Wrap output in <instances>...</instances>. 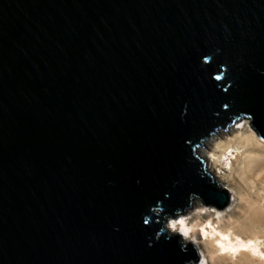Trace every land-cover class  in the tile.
Listing matches in <instances>:
<instances>
[{"label":"water","instance_id":"water-1","mask_svg":"<svg viewBox=\"0 0 264 264\" xmlns=\"http://www.w3.org/2000/svg\"><path fill=\"white\" fill-rule=\"evenodd\" d=\"M264 139V0H0V264H202L166 224L229 192L196 150Z\"/></svg>","mask_w":264,"mask_h":264},{"label":"bare ground","instance_id":"bare-ground-1","mask_svg":"<svg viewBox=\"0 0 264 264\" xmlns=\"http://www.w3.org/2000/svg\"><path fill=\"white\" fill-rule=\"evenodd\" d=\"M243 119L196 150L209 176L231 196L225 210L195 198L191 210L166 224L170 234L198 249L202 264H264V141Z\"/></svg>","mask_w":264,"mask_h":264},{"label":"rangeland","instance_id":"rangeland-1","mask_svg":"<svg viewBox=\"0 0 264 264\" xmlns=\"http://www.w3.org/2000/svg\"><path fill=\"white\" fill-rule=\"evenodd\" d=\"M244 121H248L247 119H243ZM241 123L242 122H236L235 124L231 125L230 127H238V126H241ZM264 141V139H262ZM225 264V263H223Z\"/></svg>","mask_w":264,"mask_h":264}]
</instances>
